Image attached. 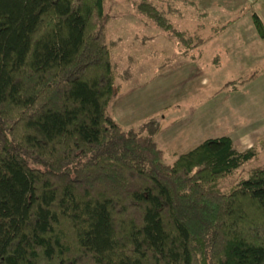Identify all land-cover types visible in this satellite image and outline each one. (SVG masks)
I'll return each instance as SVG.
<instances>
[{
  "label": "trees",
  "instance_id": "1",
  "mask_svg": "<svg viewBox=\"0 0 264 264\" xmlns=\"http://www.w3.org/2000/svg\"><path fill=\"white\" fill-rule=\"evenodd\" d=\"M137 8L203 39L148 0ZM103 12V0H0V264H264V163L224 191L252 146L206 137L169 163L151 133L123 128L107 110Z\"/></svg>",
  "mask_w": 264,
  "mask_h": 264
},
{
  "label": "rangeland",
  "instance_id": "2",
  "mask_svg": "<svg viewBox=\"0 0 264 264\" xmlns=\"http://www.w3.org/2000/svg\"><path fill=\"white\" fill-rule=\"evenodd\" d=\"M139 1L103 0L102 29L117 84L107 110L123 128L151 133L169 163L206 137L228 135L238 149L252 146L250 158L219 177V188L226 191L264 163V58L218 51L223 44L215 42L213 13L206 12L207 18L200 14V0H169L187 8L181 20L171 17L173 26L203 37L198 43L181 40L163 23L157 26L137 11ZM203 1L211 6L210 0ZM240 78L245 79L222 86Z\"/></svg>",
  "mask_w": 264,
  "mask_h": 264
},
{
  "label": "crops",
  "instance_id": "3",
  "mask_svg": "<svg viewBox=\"0 0 264 264\" xmlns=\"http://www.w3.org/2000/svg\"><path fill=\"white\" fill-rule=\"evenodd\" d=\"M148 1L154 4L155 7L163 13L164 17L170 21L171 24V17L178 21L185 17L183 13L187 11L186 6L172 3L178 2L177 0H172V2L167 0L165 3L158 1L154 2L152 0ZM210 2L211 8L203 0L196 2V8L205 18L208 17L205 13L209 10L213 13L212 21L216 23V26L213 27V31L217 33L215 42L218 45L223 44L221 48L217 47V50L220 51L221 49L228 55H234L235 52H241L245 56L249 54V59L264 58V37L256 33L252 20V14L255 13L264 26V0H210ZM138 10L139 9H137V11ZM164 11L167 12L168 15ZM145 15L148 16L147 14ZM151 19L153 18L151 17ZM152 22H155V20L153 19ZM229 34H232V37H229ZM236 35H238V37ZM252 43L260 46L251 49L241 47L242 45Z\"/></svg>",
  "mask_w": 264,
  "mask_h": 264
}]
</instances>
